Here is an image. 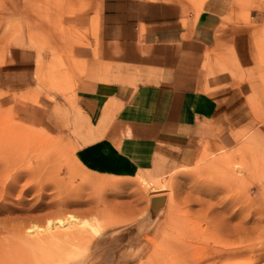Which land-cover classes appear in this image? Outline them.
<instances>
[{"label":"rangeland","instance_id":"1","mask_svg":"<svg viewBox=\"0 0 264 264\" xmlns=\"http://www.w3.org/2000/svg\"><path fill=\"white\" fill-rule=\"evenodd\" d=\"M99 3L0 0V51L16 46L38 59L35 84L19 92L0 86V264H264V0H233L225 18L235 22L228 33L248 32L254 54L237 71L223 46L246 94V117L229 145L194 166L129 179L84 170L76 142L60 138L80 121L67 31L78 37L79 17ZM162 194L168 202L155 228L129 244L128 227ZM69 214L91 225L84 240L42 242L48 231H72L44 227Z\"/></svg>","mask_w":264,"mask_h":264},{"label":"crops","instance_id":"2","mask_svg":"<svg viewBox=\"0 0 264 264\" xmlns=\"http://www.w3.org/2000/svg\"><path fill=\"white\" fill-rule=\"evenodd\" d=\"M232 2L100 0L84 11L78 37L66 35L80 121L60 137L76 142L80 167L112 179L167 175L229 145L246 117V94L223 46L237 71L254 61L248 32L226 30L235 23L225 19ZM37 60L16 46L1 50L0 86L35 84Z\"/></svg>","mask_w":264,"mask_h":264},{"label":"water","instance_id":"3","mask_svg":"<svg viewBox=\"0 0 264 264\" xmlns=\"http://www.w3.org/2000/svg\"><path fill=\"white\" fill-rule=\"evenodd\" d=\"M167 202L168 197L166 194L151 196L149 198L148 206L143 216L128 227V230L131 232L129 244L136 245L152 232L164 214Z\"/></svg>","mask_w":264,"mask_h":264},{"label":"bare ground","instance_id":"4","mask_svg":"<svg viewBox=\"0 0 264 264\" xmlns=\"http://www.w3.org/2000/svg\"><path fill=\"white\" fill-rule=\"evenodd\" d=\"M56 225H58V226H56ZM44 227L46 230H50L53 228L60 229L61 227H66L67 229H72V231H70V232L66 231L64 229H63V231L61 230V232H59V230H57L58 232H56V233H54V232L50 233L48 231L47 236H46L47 238H41L42 242L44 240H49V241H54V242L57 240L58 241L61 240L60 242L64 241L65 243L70 244L73 240H77V239L84 240L83 238L86 237L85 234L88 231L89 227H91V225H89L86 220H81L80 218H77L74 215L69 214V215H67L66 218H63V219L60 218L55 222L48 223ZM39 228H41V227H38V228L36 227V229H33V230H35V232L38 233L39 231H41ZM91 228L89 230H91ZM93 230H95V228H93ZM28 231H29L28 232L29 234H31L30 232H33L30 229ZM43 232L46 233L47 231L45 232V230L43 229Z\"/></svg>","mask_w":264,"mask_h":264}]
</instances>
